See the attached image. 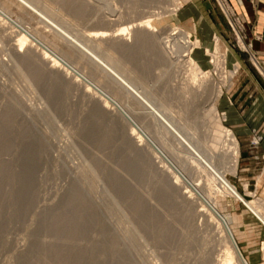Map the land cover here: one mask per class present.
I'll list each match as a JSON object with an SVG mask.
<instances>
[{"label": "rangeland", "instance_id": "obj_1", "mask_svg": "<svg viewBox=\"0 0 264 264\" xmlns=\"http://www.w3.org/2000/svg\"><path fill=\"white\" fill-rule=\"evenodd\" d=\"M236 1L0 0V264H219L228 241L221 217L240 256L255 263L244 248L257 231L233 220L241 203L214 191L189 151L68 41L113 66L234 185L239 65L232 56L249 62L264 86L249 42L235 40L222 12L236 14ZM205 8L227 25L226 39L216 32L205 45L193 24L179 22ZM146 21L153 29L137 26ZM171 30L180 36L167 38ZM102 32L99 46L87 38ZM42 51L81 77L54 67ZM218 120L229 135H216Z\"/></svg>", "mask_w": 264, "mask_h": 264}, {"label": "crops", "instance_id": "obj_2", "mask_svg": "<svg viewBox=\"0 0 264 264\" xmlns=\"http://www.w3.org/2000/svg\"><path fill=\"white\" fill-rule=\"evenodd\" d=\"M200 10L182 14L179 22L193 24L192 31L205 45L216 32L226 39L227 25L209 8ZM234 10L244 27L245 38L251 44V51L258 60L264 62V0H238ZM232 57L239 65L234 91L235 111L230 122V126L236 130L234 138L237 154L234 172L231 173L234 185L230 180L229 182L245 201L252 202L256 209L258 207L260 215L264 216V86L248 65L249 62L236 56ZM227 103L225 100L220 102L221 107L226 108V113L229 111ZM254 129L260 133H251ZM237 202L241 203L242 208L240 206L236 210L233 220L246 223L257 231L256 240L251 242L250 239L251 241L246 243L248 247L244 249L255 255L252 261L254 264H264V226L241 201Z\"/></svg>", "mask_w": 264, "mask_h": 264}, {"label": "bare ground", "instance_id": "obj_3", "mask_svg": "<svg viewBox=\"0 0 264 264\" xmlns=\"http://www.w3.org/2000/svg\"><path fill=\"white\" fill-rule=\"evenodd\" d=\"M25 1V0H24ZM24 3V2H23ZM25 4V3H24ZM2 14V12H1ZM4 15V14H2ZM6 16V15H5ZM4 16V18H5ZM8 20V18H7ZM137 26H144L146 28L149 29H153L152 26L150 25V23L148 21L144 22L143 24L138 23ZM129 27H125L121 30V33H119V35H122L124 32L126 33L128 31ZM60 33V31H58ZM123 32V33H122ZM124 33V34H125ZM128 34V32H127ZM178 35V31L177 30H171L169 36H167V38L173 36V35ZM63 35V34H62ZM65 35V33H64ZM69 36V35H68ZM105 36V34L102 33H91L87 36L88 40L90 42L95 43L97 46L100 45V37ZM136 39L139 37V39H145L143 33H135ZM180 36V34L178 35ZM182 37H180L182 39V43L185 45V49L187 50V52L189 53V47L191 45V42L189 40V36L188 35H181ZM64 38H66V36H63ZM70 38V37H69ZM73 38V37H72ZM68 39V38H66ZM24 39L20 40L19 43V47H22L23 41ZM19 41V40H18ZM68 41H70L71 43H74V45L76 44L77 47H80L84 53L88 54L99 66L104 67L105 71H107V73H109L112 77H114V79L121 84L124 89L127 91L128 94L136 97L138 99V101L140 103L143 104L144 109L147 110V112L149 113V115L158 122V124L170 135H172L173 137H175V139L185 148L189 151V153L192 155V158L194 159V161L197 163L198 166H200L208 175L209 179H208V185L209 186H213L214 191L216 192H221L224 193L226 195H229L231 197L236 198L238 201H241L243 203V205H245L250 211H252V213H254L259 219L260 222L262 224H264V216L260 215V212L256 209L255 205L252 202H248L245 201L240 194L236 191V189L233 187V185L229 182V180L225 177V171L220 170L219 168H217L209 159L208 154L203 153L202 151H200L191 141V139L189 137H187L185 134H183L175 125L174 123L168 118L166 117V115L161 112V110L158 108H156L152 102H150L143 94L142 92L138 91V89L129 81H127L125 78H123L122 75H120V73H118L116 71V69H114L113 66H111L108 62H106L105 60H103V58H101L100 56H98L95 53H92L90 50H88L84 45H80L78 42V40L76 41V38L73 40L68 39ZM36 43V42H35ZM165 43H167L169 45L170 43V39H166ZM195 44V43H193ZM73 45V46H74ZM195 46H197V43L195 44ZM42 57L44 59H49L51 61V65H53L54 67H59L62 66L63 68H65V71H73L74 70L65 62H63L62 60H60L59 58H57L56 56H54L53 54H49L47 51H42ZM111 55V54H110ZM188 56V55H187ZM111 57V56H110ZM113 60V57H111ZM251 63L254 64V67H256L258 69V71L263 75L264 77V69L258 64L257 60L251 59ZM62 68V69H63ZM66 72V73H67ZM76 77L80 78L81 76L78 75L76 72H74ZM68 74V73H67ZM83 79V78H81ZM88 86H90V84L88 83ZM94 89L98 90L95 86H92ZM99 92V91H98ZM110 99V98H109ZM108 98L104 99V103H108L109 102ZM111 100V99H110ZM111 102L113 103V105L116 106V108L118 109V105L115 104V102L113 100H111ZM130 118V117H129ZM132 119V118H131ZM215 127V126H214ZM134 132V130H131ZM132 133V132H131ZM135 133V132H134ZM133 133V134H134ZM141 133V132H140ZM215 133L216 135H218L219 137L221 135H229V130L224 128L220 121L218 120L216 122V127H215ZM136 135H138V139H136V142H141L142 139V135L139 133H136ZM147 140V138H145ZM231 140V139H230ZM233 141V140H232ZM231 150V166H232V171L234 170V166H235V162H236V144L233 143V147L230 148ZM156 154H158V152H156ZM159 155V154H158ZM157 156V155H156ZM160 158V162L164 161L163 156H159ZM158 158V159H159ZM193 161V162H194ZM165 163V162H162ZM164 165V164H163ZM167 168H169L171 170V168L169 166H167ZM160 171H163L162 168H160ZM234 172V171H233ZM172 173L175 174L176 172L172 170ZM172 174V175H173ZM175 178H177V175H175ZM190 185V184H189ZM191 186V185H190ZM192 187V186H191ZM194 188L192 187V190ZM208 190V189H207ZM209 191V190H208ZM191 192V191H190ZM196 192V191H195ZM220 193V194H221ZM214 195V194H212ZM216 195V194H215ZM203 199V198H202ZM209 201V200H208ZM208 201H206L205 199H203V202L205 203L204 207H205V211H207V213L209 212V216H211L212 218L216 219L213 215L215 214V206L213 208V206H211ZM211 202V201H210ZM215 202V201H213ZM215 204V203H214ZM203 206V205H202ZM201 206V208H203ZM201 211V209L199 210ZM204 212V211H203ZM202 212V213H203ZM200 213V212H199ZM214 213V214H213ZM201 214V213H200ZM202 216V215H201ZM218 222V225L220 224L221 227V232H226L227 234V238L228 241L226 242L227 245L224 249V253L222 258L220 259V261H218L217 263L219 264H247L246 261L240 256L236 246L234 245L233 240L231 239V231L230 228L227 225V220L225 221L222 217L221 219H216ZM215 220V221H216ZM222 220V222H221ZM224 223V224H223ZM264 246V245H263Z\"/></svg>", "mask_w": 264, "mask_h": 264}, {"label": "built area", "instance_id": "obj_4", "mask_svg": "<svg viewBox=\"0 0 264 264\" xmlns=\"http://www.w3.org/2000/svg\"><path fill=\"white\" fill-rule=\"evenodd\" d=\"M222 12H223V14H224V16H225V18L227 20L228 25L230 26L231 30L235 34V40L237 41V39H236L237 34H239L241 37H243V39H245L244 27H243V25L241 23V20H240L239 16L236 15L233 11H229L228 9L227 10H222ZM247 45L249 47H251V45L249 43ZM248 54H249L250 61H251V59L255 58L257 60L258 64L264 69V63L263 62L258 60L257 57L252 52L249 51ZM253 66H254V64H253ZM259 74L262 75L260 72H259Z\"/></svg>", "mask_w": 264, "mask_h": 264}]
</instances>
